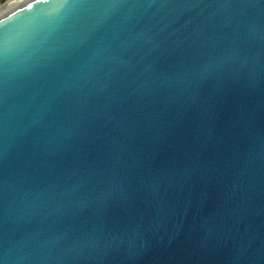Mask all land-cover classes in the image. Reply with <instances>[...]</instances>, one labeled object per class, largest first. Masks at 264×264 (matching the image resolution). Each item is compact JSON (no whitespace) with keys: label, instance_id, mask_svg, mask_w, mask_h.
Listing matches in <instances>:
<instances>
[{"label":"water","instance_id":"water-1","mask_svg":"<svg viewBox=\"0 0 264 264\" xmlns=\"http://www.w3.org/2000/svg\"><path fill=\"white\" fill-rule=\"evenodd\" d=\"M0 264H264V0L1 14Z\"/></svg>","mask_w":264,"mask_h":264},{"label":"rangeland","instance_id":"rangeland-1","mask_svg":"<svg viewBox=\"0 0 264 264\" xmlns=\"http://www.w3.org/2000/svg\"><path fill=\"white\" fill-rule=\"evenodd\" d=\"M17 1L19 0H0V11L6 10L10 3Z\"/></svg>","mask_w":264,"mask_h":264},{"label":"bare ground","instance_id":"bare-ground-1","mask_svg":"<svg viewBox=\"0 0 264 264\" xmlns=\"http://www.w3.org/2000/svg\"><path fill=\"white\" fill-rule=\"evenodd\" d=\"M23 1H25V0H19L17 2L10 3L6 10L0 11V15L3 14V13H5L6 11L11 10L12 8H14L15 6H17L18 4H20Z\"/></svg>","mask_w":264,"mask_h":264}]
</instances>
